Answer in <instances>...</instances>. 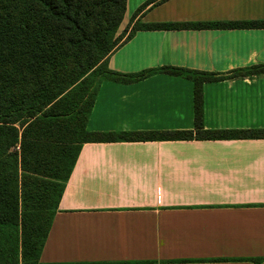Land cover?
I'll list each match as a JSON object with an SVG mask.
<instances>
[{
    "label": "crops",
    "instance_id": "0c3cea01",
    "mask_svg": "<svg viewBox=\"0 0 264 264\" xmlns=\"http://www.w3.org/2000/svg\"><path fill=\"white\" fill-rule=\"evenodd\" d=\"M128 0L137 21H264V0ZM126 33V35L128 34ZM264 65V28L139 30L107 59L134 74H212ZM205 83L203 128L264 129V74ZM92 132L194 131L193 84L155 73L100 84ZM40 264H264V139L85 143L58 203Z\"/></svg>",
    "mask_w": 264,
    "mask_h": 264
},
{
    "label": "trees",
    "instance_id": "16d2710c",
    "mask_svg": "<svg viewBox=\"0 0 264 264\" xmlns=\"http://www.w3.org/2000/svg\"><path fill=\"white\" fill-rule=\"evenodd\" d=\"M127 1L0 0V264H40L85 143L264 139V129L205 130L202 96L205 83L264 74V65L226 75L175 67L117 74L107 68L109 55L139 30L251 29L264 28V21L135 22L118 35ZM156 1L139 7L131 23ZM155 73L192 82L194 131L88 129L102 82L135 83Z\"/></svg>",
    "mask_w": 264,
    "mask_h": 264
},
{
    "label": "rangeland",
    "instance_id": "374dc122",
    "mask_svg": "<svg viewBox=\"0 0 264 264\" xmlns=\"http://www.w3.org/2000/svg\"><path fill=\"white\" fill-rule=\"evenodd\" d=\"M122 22H123V21H122ZM138 22H139V21H137L136 23H138ZM139 24H141V23L139 22ZM129 25H130V23H129L128 25L125 26L124 30H125V29H128V26H129ZM121 27H122V23H121V25H120V27H119V30H118V32H117L118 35L122 34L123 31H124V30H121V31H120Z\"/></svg>",
    "mask_w": 264,
    "mask_h": 264
}]
</instances>
